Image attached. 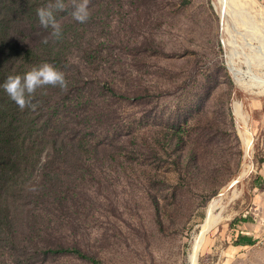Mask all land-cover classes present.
<instances>
[{
    "label": "rangeland",
    "instance_id": "1",
    "mask_svg": "<svg viewBox=\"0 0 264 264\" xmlns=\"http://www.w3.org/2000/svg\"><path fill=\"white\" fill-rule=\"evenodd\" d=\"M244 2L264 11V0ZM89 7L90 43L106 58L115 57L116 74L149 96L135 104L102 96L97 114L77 110L74 127L98 131L101 147L116 156L106 158L102 151L99 161H88L87 171L96 172L99 182L92 188L86 174L87 189L77 186L69 212L56 225L61 243H79L102 264H188L217 201L219 223L199 264H264L261 236L252 247L233 246V224L250 218L256 201L264 213V94L244 77L245 57L231 64L226 8L220 0H90ZM240 27L235 36L246 56L251 42L264 43L239 34L247 32ZM238 101L248 124L236 111ZM85 122L93 129L83 128ZM131 147L141 151L126 156ZM59 168L65 189L70 183L63 160ZM38 206L29 188L14 205L23 233H29ZM33 264L89 263L50 256Z\"/></svg>",
    "mask_w": 264,
    "mask_h": 264
},
{
    "label": "trees",
    "instance_id": "2",
    "mask_svg": "<svg viewBox=\"0 0 264 264\" xmlns=\"http://www.w3.org/2000/svg\"><path fill=\"white\" fill-rule=\"evenodd\" d=\"M48 2L0 0V85L9 75H23L45 62L64 72L68 82L67 90L51 86L38 89L33 100L37 103L35 110H21L0 87V264H33L40 257L50 256L102 264L79 243L65 245L56 235L60 215L69 212L77 186L87 189L86 174L90 175L92 188L99 182L96 172L87 171L88 161H99L102 151L105 155L108 152L106 158L116 156L113 149L101 147L99 132L89 122L83 125L93 129L87 134L74 127L73 119L81 106L97 114L102 96L135 104L147 99L149 93L132 87L129 78L116 74L119 63L115 57L106 58L102 49L88 40L91 13L86 23L75 21L70 14L71 0H64L66 11L56 13L62 38L52 39L51 29H44L37 16V9ZM46 37L49 42L44 44ZM102 40L100 36L97 44L101 45ZM163 148L168 152V145ZM139 151L131 147L125 155ZM61 160L70 183L65 189ZM27 188L39 208L29 233H23L14 205ZM250 222V218H241L233 224L234 247L257 243L259 235L245 234V225Z\"/></svg>",
    "mask_w": 264,
    "mask_h": 264
},
{
    "label": "bare ground",
    "instance_id": "3",
    "mask_svg": "<svg viewBox=\"0 0 264 264\" xmlns=\"http://www.w3.org/2000/svg\"><path fill=\"white\" fill-rule=\"evenodd\" d=\"M220 2L226 8L225 14L229 18V30L232 33L231 44L233 49L230 56L231 64L236 65L237 59L242 60L245 57L244 62L248 64L249 70L246 72V75H244L245 72H243L242 69L239 72L243 73L244 77L247 76V78L250 79V86L252 88L259 90L264 94V66L260 65L264 64V44L257 45L251 42L249 45L252 47V53H245L246 56H242V53L239 49L240 44L237 45L239 36L235 33V29L241 28L240 25L244 26L247 32L243 33L240 31L239 34L249 36L252 40L259 38L264 43V11H255L254 7L248 5L246 2H244V0H220ZM254 66L259 68L262 76L256 73ZM240 80L242 81V78H240ZM236 111L239 117L244 120L246 124H248V120L239 101L236 103ZM245 138L248 148V156L252 157L254 150L253 135L248 132ZM217 206L218 202L215 201L210 207V214L202 225L201 234L195 238L193 243L191 252L189 254L188 264H199V258L206 244L207 236L219 223V218L214 214Z\"/></svg>",
    "mask_w": 264,
    "mask_h": 264
},
{
    "label": "clouds",
    "instance_id": "4",
    "mask_svg": "<svg viewBox=\"0 0 264 264\" xmlns=\"http://www.w3.org/2000/svg\"><path fill=\"white\" fill-rule=\"evenodd\" d=\"M89 4L90 0H71L72 18L79 23H86L90 18ZM67 7L64 0H49L45 6L37 9L40 25L44 29H51L50 37L54 40L62 38V27L56 13L66 11ZM48 42L47 37L42 41L44 44ZM48 86L67 90L68 82L64 72L47 62L33 66L23 75H9L0 85L21 110L25 108L35 110L37 103L33 100L37 90Z\"/></svg>",
    "mask_w": 264,
    "mask_h": 264
},
{
    "label": "crops",
    "instance_id": "5",
    "mask_svg": "<svg viewBox=\"0 0 264 264\" xmlns=\"http://www.w3.org/2000/svg\"><path fill=\"white\" fill-rule=\"evenodd\" d=\"M249 216L250 218H252V222L245 225L246 227L245 230L249 232L245 234L247 235L249 234L251 236L259 235L261 226L264 224V213H263V209L260 208L259 202L256 201V204L254 205L253 209L249 213ZM253 222L256 224H254Z\"/></svg>",
    "mask_w": 264,
    "mask_h": 264
},
{
    "label": "built area",
    "instance_id": "6",
    "mask_svg": "<svg viewBox=\"0 0 264 264\" xmlns=\"http://www.w3.org/2000/svg\"><path fill=\"white\" fill-rule=\"evenodd\" d=\"M259 235L264 239V224L261 226Z\"/></svg>",
    "mask_w": 264,
    "mask_h": 264
}]
</instances>
